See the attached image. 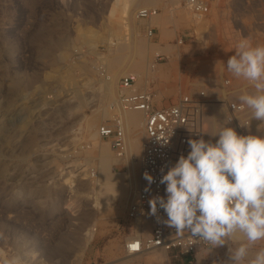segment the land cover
Returning <instances> with one entry per match:
<instances>
[{"label":"rangeland","instance_id":"obj_1","mask_svg":"<svg viewBox=\"0 0 264 264\" xmlns=\"http://www.w3.org/2000/svg\"><path fill=\"white\" fill-rule=\"evenodd\" d=\"M114 1L0 0V249L5 252L0 264H180V256L159 248L124 253L123 242L133 232L125 213L137 187L120 209L96 211L88 197L93 169L87 161L93 154L86 153L94 148L92 134L115 118L118 82L129 72L149 80L138 81L136 89L153 90L159 106L202 87L219 94L226 79L233 87L247 84L232 76L226 63L241 37L264 45V0H204L201 19L181 0H136L135 14L146 4L157 15L135 16L134 35L125 22L109 18ZM148 26L155 29L151 39L145 35ZM133 41L144 44L145 62L137 45L130 46ZM158 53L163 59L151 69ZM136 61L141 62L137 71ZM99 65L107 74L97 70ZM210 121L215 133L219 127ZM98 137L111 146L110 138ZM111 155L119 159L112 163L113 173L123 176L127 153L117 157L112 149ZM68 203L73 211L65 209ZM92 226L95 236L84 248V234ZM261 247L264 241L252 252ZM227 248L202 251L225 264ZM188 258L183 257L185 264Z\"/></svg>","mask_w":264,"mask_h":264},{"label":"clouds","instance_id":"obj_2","mask_svg":"<svg viewBox=\"0 0 264 264\" xmlns=\"http://www.w3.org/2000/svg\"><path fill=\"white\" fill-rule=\"evenodd\" d=\"M234 50L227 71L252 83L255 91L239 95L232 108L251 110V120L261 121L258 131L264 133V45L241 37ZM231 120L225 115L215 133L204 132L218 137L214 143L203 136L188 140L189 153L161 176L165 196L149 199L148 215L211 250L227 245L225 264H264V247L252 252L264 241V134L240 135L228 126ZM143 178L149 192L154 178L147 171ZM158 207L166 219L157 214ZM237 236L243 239L234 243Z\"/></svg>","mask_w":264,"mask_h":264},{"label":"built area","instance_id":"obj_3","mask_svg":"<svg viewBox=\"0 0 264 264\" xmlns=\"http://www.w3.org/2000/svg\"><path fill=\"white\" fill-rule=\"evenodd\" d=\"M181 2L183 7L196 19H201L207 10V3L204 0H181ZM156 15V9L143 7L137 10L136 19L151 20ZM145 35L149 39L153 38L155 29L148 26L145 29ZM162 59L159 53L155 54L150 68H155L158 60ZM97 70L101 74H107L105 65L97 66ZM138 79L139 76L135 72H129L120 77L117 99L114 104L116 116L110 124L99 127V136L110 138L111 147L117 157H124L127 153V142L121 113L136 110L142 112L144 116L139 182L125 213V221L133 225V232L132 237L123 242V251L130 256L161 248L173 254L174 257H196L198 251L208 250L210 247L197 243L187 232L177 234L175 229L158 223L156 217L148 215L150 211L148 201L153 196H165V185L159 182L161 176L177 162L181 155L187 156L190 151L188 140L200 139L201 136L208 140L204 132L210 120L220 128L227 115L232 118L228 126L233 127L238 134H254V127L259 122L255 119L251 120V110L245 107L234 111L232 108L234 103L238 104L239 95L252 93L254 86L247 82L243 86L233 87L226 79L223 81L224 89L219 94L216 89L210 91L202 87L192 93L183 94L175 104L159 106L160 101L156 99L153 90L136 89ZM249 121L248 126H241ZM215 141L216 139L213 143ZM146 171L154 178L149 192L144 191L148 186V182L143 178ZM93 173L94 171L91 170L92 175ZM157 214L163 219L167 218L159 207ZM143 220L150 222V235L147 237H141L134 229V225ZM216 257V255L205 256L200 264H220L216 261Z\"/></svg>","mask_w":264,"mask_h":264},{"label":"bare ground","instance_id":"obj_4","mask_svg":"<svg viewBox=\"0 0 264 264\" xmlns=\"http://www.w3.org/2000/svg\"><path fill=\"white\" fill-rule=\"evenodd\" d=\"M145 1L143 3H146ZM151 2L152 1H150L149 3H151ZM135 4H136V0H132V1L131 0H115L110 7L109 15H108L109 18H112V17L116 18L117 17L118 19L122 20L123 23L125 22L126 28L128 29V27H130L129 30H131V34H133V35L135 33L134 29H136L134 27V24H135L134 17L136 16V14L133 11ZM143 6L147 7L146 4H144ZM126 38H128V37H126ZM134 38H135V36H134ZM123 45L125 46V44H123ZM136 45H137V49H136L137 56L139 54V56H141L140 58L144 60L145 59L144 58V55H145L144 54V51H145L144 44H142V42H137V41L136 42L133 41L132 44L130 43V46L136 47ZM126 46H127V43H126ZM134 52H135V50H134ZM113 61H115V60H113ZM119 61H120V59H117L115 61L116 66L121 64ZM141 62H142V60H141ZM141 62L134 63V65L132 67H134L136 69V71L140 70ZM144 62H145V60H144ZM131 64H132V61H131ZM150 67H151V65H150ZM132 70H134V69L132 68ZM163 73L167 74L168 69L163 70ZM139 78L140 79L138 81L144 82V84L149 83V80L144 79L143 75H139ZM108 79H110V78L108 77ZM125 112L126 113L124 115V118H125V122H126V130L128 129V133L131 136L129 139V143L126 140V142H127V158H128L127 159V162H128L127 163L128 164L127 172L125 174H123V176H120V177L113 173L112 163L116 162L119 159H116L115 157H113L111 155L112 147L108 143H100L97 140V137L99 135V129H98V131H95L92 134L94 148L92 147L93 149L87 151V153H86V156H87V154H93V158L91 160L87 159L88 160L87 164H90L91 169H93V171H94L93 175L90 174V176H89L90 177V184H91L90 185L91 186V189H90L91 195L88 197L92 199V202L94 203V207L96 208V211H98L99 213H105L109 210L120 209L121 206H123L122 200H124L126 202L127 199L129 198V196L133 193V191H135L134 190L135 185H136V187H138L137 182H139V181L137 179L136 170H137V168L140 167V160H141V155H142V143H143V140L141 138V129L144 126V122H143V119L141 118L142 112L136 111V110H129V111H125ZM210 123H211V121H210ZM205 129H206V132H209V133H214V131H215L213 128H211V125L209 124V122H207V126ZM124 131H125V126H124ZM253 133L254 134H262V132L258 131V127L254 128ZM206 137L210 139L211 136L206 133ZM90 173H91V170H90ZM124 179H126L128 182H124ZM124 206H125V204H124ZM74 208L75 207H74V205H72V203H68L65 209H67L68 211H73ZM134 229L137 232V234L140 235L141 237H147V235H150V222L148 220H143V221L139 222L138 224L134 225ZM95 231L96 230L93 228V226L91 228L86 229V232L84 234V245H83L84 248L94 238ZM131 237H132V235L129 236L127 239H129ZM241 238L242 237L237 236L234 238L233 241L241 239ZM156 249H158V248H156ZM159 249L161 250V248H159ZM203 252L204 251H202V250L198 251L197 257L198 258L200 257L201 259H203L206 256V254H203ZM226 254H227V250H226V253L224 255H226ZM0 257L2 259H5V252L2 249H0ZM159 258H161L163 261V259H165L166 256H165V254H162V255H160Z\"/></svg>","mask_w":264,"mask_h":264},{"label":"crops","instance_id":"obj_5","mask_svg":"<svg viewBox=\"0 0 264 264\" xmlns=\"http://www.w3.org/2000/svg\"><path fill=\"white\" fill-rule=\"evenodd\" d=\"M217 256V255H216ZM184 257V256H183ZM183 257H181L180 258V264H185V261H184V259H183ZM91 259H90V263H91ZM187 262H189V264H200V259L196 256V257H191V260H189V258H188V261Z\"/></svg>","mask_w":264,"mask_h":264}]
</instances>
